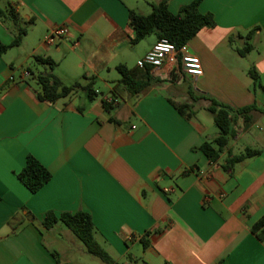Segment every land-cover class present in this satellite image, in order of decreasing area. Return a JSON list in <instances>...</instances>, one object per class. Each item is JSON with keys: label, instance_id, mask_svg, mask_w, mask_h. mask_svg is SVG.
<instances>
[{"label": "crops", "instance_id": "1", "mask_svg": "<svg viewBox=\"0 0 264 264\" xmlns=\"http://www.w3.org/2000/svg\"><path fill=\"white\" fill-rule=\"evenodd\" d=\"M157 1L0 0V9L32 20L22 43L0 55V264H105L63 222L42 224L48 211L80 210L91 214L96 239L119 263L264 264V239L253 230L264 217V150L232 171L224 167L230 152L264 148V0L201 1L215 25L188 41L202 61L199 77L183 67H138L158 38L134 44L129 12L147 14ZM191 1L169 0V8L176 13ZM60 25L68 35L47 44ZM251 30L253 48L242 55ZM15 32L0 17V39L11 43ZM35 55L58 65L51 70ZM121 64L137 86L148 85L131 94ZM24 69L31 75L21 78ZM48 71L65 84L94 77L96 94L41 100L36 75ZM203 95L260 108L248 127L238 119L216 161L194 149L220 131ZM182 104L184 113L176 107ZM29 154L52 173L37 192L17 176Z\"/></svg>", "mask_w": 264, "mask_h": 264}, {"label": "trees", "instance_id": "2", "mask_svg": "<svg viewBox=\"0 0 264 264\" xmlns=\"http://www.w3.org/2000/svg\"><path fill=\"white\" fill-rule=\"evenodd\" d=\"M201 1L202 0H192L182 5L176 13L170 10L169 0L153 2L151 4L152 9L147 14L137 10H130L129 24L134 30L132 42L137 44L150 34H155L158 39L168 38L177 46L188 42L203 28L215 25V18L212 13H203L200 11L199 6ZM0 17L4 19L9 17L16 25L15 36L11 43H4L0 39V55H2L9 48L19 46L22 43L24 36L28 32V25L32 20L24 21L22 19L21 22V18L18 14L13 15L11 9H0ZM253 35V30L247 33V42L245 46L238 49L240 54L246 55L252 50L253 44L250 40L253 38ZM230 41H232V38H230ZM35 59L37 62L48 66L51 70L58 65V62L51 56L35 55ZM118 68L124 74L123 81L126 89L131 94L141 91L148 85V83H142L137 86V82L130 76L129 69L125 65H118ZM249 73L255 80L258 79V73L254 67L250 68ZM36 77L41 85V90L39 92V98L41 100L56 101L77 90H85L90 97L96 94L93 87L95 83L94 77L84 75L82 79H76L71 84L63 83L61 78L52 71L39 73ZM203 96L210 101L206 108L212 114L220 131L211 140L203 142L194 149L201 150L209 160L216 161L220 157V153L228 148L230 139L236 134L235 125L238 119L243 118L244 126L248 127L253 121V112L260 110V108L256 103L234 108L213 96ZM103 101L105 107L110 109L111 101L107 99ZM176 107L179 112L184 113L187 105L182 104ZM263 150L264 148L257 149L246 147L245 151L241 154L232 155V152H230V156L227 158L224 167L232 171L236 162L260 154ZM17 176L32 192H37L51 179L52 173L41 161H39V159L29 154L24 167L17 173ZM59 221L63 222L72 230V232L85 244L89 253L100 258L105 264H131L117 262L110 252L96 239L95 224L90 213L80 210L77 212L65 211L57 215L54 211H48L42 224L50 228ZM262 226H264V217L253 226V230L261 239H264V227L262 228ZM261 228L262 231L259 232ZM142 242L144 247H147L149 244L148 240L145 238L142 239ZM131 260L134 261L132 258Z\"/></svg>", "mask_w": 264, "mask_h": 264}, {"label": "built area", "instance_id": "3", "mask_svg": "<svg viewBox=\"0 0 264 264\" xmlns=\"http://www.w3.org/2000/svg\"><path fill=\"white\" fill-rule=\"evenodd\" d=\"M68 33V26H57L46 35L45 42L54 44ZM137 65L143 69L167 67L171 73L183 67L189 75L196 77L203 75L202 61L197 54L190 50L188 42L177 46L168 38L158 39L152 48L138 60ZM30 75L31 72L28 69L21 72V78ZM11 79L14 77L12 76Z\"/></svg>", "mask_w": 264, "mask_h": 264}, {"label": "rangeland", "instance_id": "4", "mask_svg": "<svg viewBox=\"0 0 264 264\" xmlns=\"http://www.w3.org/2000/svg\"><path fill=\"white\" fill-rule=\"evenodd\" d=\"M35 38V37H34ZM34 38H32V39H34ZM139 47V46H138ZM16 49H19V48H16ZM23 49H28V47L27 46H25V48H23ZM138 49L139 48H137V50L135 51V52H133V54H131L130 56H129V58H130V60L131 61H133V60H135L134 58H135V56H136V53H137V51H138ZM98 261H100V263H101V260H100V258H96ZM138 264H146L143 260H142V258L138 261ZM152 264H154V263H152Z\"/></svg>", "mask_w": 264, "mask_h": 264}]
</instances>
